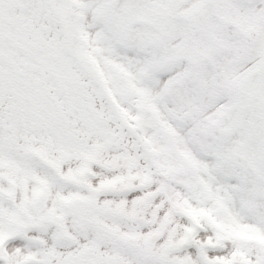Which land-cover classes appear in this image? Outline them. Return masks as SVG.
<instances>
[{
    "label": "snow or ice",
    "instance_id": "snow-or-ice-1",
    "mask_svg": "<svg viewBox=\"0 0 264 264\" xmlns=\"http://www.w3.org/2000/svg\"><path fill=\"white\" fill-rule=\"evenodd\" d=\"M0 264H264V0H0Z\"/></svg>",
    "mask_w": 264,
    "mask_h": 264
}]
</instances>
